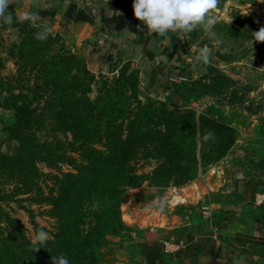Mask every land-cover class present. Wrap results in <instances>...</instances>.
<instances>
[{"label":"rangeland","instance_id":"rangeland-1","mask_svg":"<svg viewBox=\"0 0 264 264\" xmlns=\"http://www.w3.org/2000/svg\"><path fill=\"white\" fill-rule=\"evenodd\" d=\"M217 7L221 45L200 26L138 42L104 26L0 23V264H53L60 254L71 264H132L130 218L140 208L171 190L198 189L230 156L264 149V42H250L264 27V0ZM8 11L35 12L23 0ZM45 27L48 38L37 39ZM205 45L211 62L198 64ZM71 106L79 110L76 141L126 155L133 178L120 204L94 186L90 170L67 176L77 167L65 132L74 122L64 126L58 115ZM208 132L214 139H203ZM39 229L51 238L32 251Z\"/></svg>","mask_w":264,"mask_h":264},{"label":"crops","instance_id":"crops-1","mask_svg":"<svg viewBox=\"0 0 264 264\" xmlns=\"http://www.w3.org/2000/svg\"><path fill=\"white\" fill-rule=\"evenodd\" d=\"M23 1L49 26H104L132 41L137 34L138 42L150 32L135 18L133 0ZM229 158L198 189L171 190L167 199L130 218L137 233L132 264H264V149Z\"/></svg>","mask_w":264,"mask_h":264},{"label":"clouds","instance_id":"clouds-1","mask_svg":"<svg viewBox=\"0 0 264 264\" xmlns=\"http://www.w3.org/2000/svg\"><path fill=\"white\" fill-rule=\"evenodd\" d=\"M10 4L11 0H0V23L12 25L25 21L39 23V15L32 11L14 17L8 11ZM217 4L218 0H133L132 8L135 18L142 21L150 32L157 34L176 33L182 37L185 33H191L200 26L214 44L221 45L223 40L214 27L218 19L213 14L214 10L218 8ZM49 31L45 27L43 31L35 34L36 38L46 40ZM253 41L264 42V27L251 33V44ZM211 59V49L206 45L200 46L195 56L196 63L207 64L211 62ZM203 139L206 141L214 139L213 133H206ZM145 211H151V207L146 208ZM160 211H163L162 206ZM50 238V232L39 229L32 241V251L41 249V245H46ZM53 264H71V261L68 256L60 254L53 256Z\"/></svg>","mask_w":264,"mask_h":264},{"label":"trees","instance_id":"trees-1","mask_svg":"<svg viewBox=\"0 0 264 264\" xmlns=\"http://www.w3.org/2000/svg\"><path fill=\"white\" fill-rule=\"evenodd\" d=\"M43 26H49L48 24L40 23ZM72 102V101H71ZM71 102H67V105H73ZM66 105V104H65ZM88 106V105H86ZM75 111H79L78 108L75 109L71 106V108L68 110L67 107L63 111L60 112L58 115V119L61 121L60 124H63L66 126V123L68 124L70 121L74 122L72 125L73 127H67L65 132L66 134H70L73 136V139L71 141H68V147L74 151H72V154H75L77 156V159H75L77 163V167H74V170L76 173H70L67 176L71 177H83V171L82 169H88L93 174V180H94V186L98 189L105 188L108 189L105 194L107 199H111L117 204L120 200L118 199V194L122 191L121 189L125 186H128L126 182H129L131 178L132 172L128 171L130 168V165L126 159V155L121 153L119 155H116L115 153L112 154V152L109 149V146L103 147V149L98 150V146L95 143H87L86 145H81L82 141H76L78 138V135L81 134V128L77 124V120H79V115L76 114ZM96 110L93 108H90L88 112H90V117H93V113ZM34 113V112H33ZM31 122V121H30ZM134 133H142L141 128L139 126H134ZM86 132V131H85ZM84 132V133H85ZM89 134L90 132L87 131ZM135 136V134H133ZM132 136V139H133ZM141 141V139H138ZM33 142V141H32ZM34 144V142H33ZM38 146V145H34ZM35 148V147H34ZM61 153L65 152V156H68V151H59ZM48 155H50V158H54V155H51L48 152ZM85 155H89L86 159ZM35 156H32V159L34 160ZM91 160V161H86ZM52 161V160H51ZM55 161V160H54ZM17 166L22 165V162H17ZM73 168V167H72ZM26 169L25 166L19 167V174L21 177H24L23 170ZM40 189V187H39ZM43 195V194H42ZM117 202V203H116Z\"/></svg>","mask_w":264,"mask_h":264},{"label":"built area","instance_id":"built-area-1","mask_svg":"<svg viewBox=\"0 0 264 264\" xmlns=\"http://www.w3.org/2000/svg\"><path fill=\"white\" fill-rule=\"evenodd\" d=\"M203 211H204V214L206 215L207 218H209L211 216V211H210L209 207H204Z\"/></svg>","mask_w":264,"mask_h":264}]
</instances>
